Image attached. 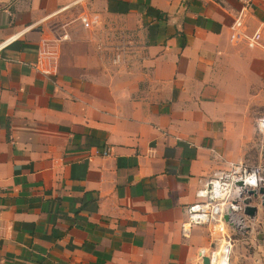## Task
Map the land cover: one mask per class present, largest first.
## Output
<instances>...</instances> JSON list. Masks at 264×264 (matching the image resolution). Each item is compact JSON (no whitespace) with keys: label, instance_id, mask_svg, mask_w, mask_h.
<instances>
[{"label":"crops","instance_id":"crops-1","mask_svg":"<svg viewBox=\"0 0 264 264\" xmlns=\"http://www.w3.org/2000/svg\"><path fill=\"white\" fill-rule=\"evenodd\" d=\"M240 9L0 0V264H200L218 235L182 234L195 192L230 163L264 162V0L244 17L258 46L229 40ZM84 13L135 35L123 65L106 63ZM251 205L231 264H264L260 196Z\"/></svg>","mask_w":264,"mask_h":264},{"label":"built area","instance_id":"built-area-1","mask_svg":"<svg viewBox=\"0 0 264 264\" xmlns=\"http://www.w3.org/2000/svg\"><path fill=\"white\" fill-rule=\"evenodd\" d=\"M238 1L241 9L230 27L229 40L245 42L250 47L258 46L261 41L260 28L248 32L244 23L246 12L252 8L254 0ZM79 21L90 31L89 39L109 66L123 65L126 57L136 49L135 35L132 32L98 28L97 19L87 13L80 15ZM67 37L63 35V39ZM257 130L263 139L264 116L259 118ZM109 150L106 148L104 154L107 155ZM260 186H264V162L251 164L241 161L214 171L195 192V201L185 209V219L181 224L182 234L188 236L194 225H207L218 235L217 241L209 247L198 249L197 260L200 264H231L234 236L244 233L243 226H247L248 219H251L244 214V199L248 197L246 192ZM225 216L228 217L227 220Z\"/></svg>","mask_w":264,"mask_h":264},{"label":"water","instance_id":"water-1","mask_svg":"<svg viewBox=\"0 0 264 264\" xmlns=\"http://www.w3.org/2000/svg\"><path fill=\"white\" fill-rule=\"evenodd\" d=\"M239 184H241V182ZM246 195L248 197L244 199V204L246 205L244 208V214L252 219L257 213V207L251 205L252 201L260 196V205L264 207V186H260L257 189H249L246 192ZM225 219L227 220L228 217L225 216ZM205 263H207V261Z\"/></svg>","mask_w":264,"mask_h":264},{"label":"rangeland","instance_id":"rangeland-1","mask_svg":"<svg viewBox=\"0 0 264 264\" xmlns=\"http://www.w3.org/2000/svg\"><path fill=\"white\" fill-rule=\"evenodd\" d=\"M247 234H248V233H247ZM247 234H246V235H247ZM244 237H245V236H244ZM244 237H241V238H244ZM237 239H238V235H235V236H234V243L236 242ZM239 239H240V238H239Z\"/></svg>","mask_w":264,"mask_h":264},{"label":"bare ground","instance_id":"bare-ground-1","mask_svg":"<svg viewBox=\"0 0 264 264\" xmlns=\"http://www.w3.org/2000/svg\"><path fill=\"white\" fill-rule=\"evenodd\" d=\"M247 231V226H243L242 232H246Z\"/></svg>","mask_w":264,"mask_h":264}]
</instances>
